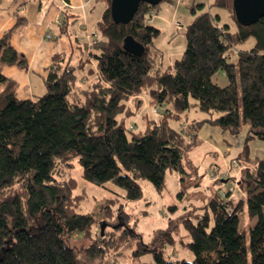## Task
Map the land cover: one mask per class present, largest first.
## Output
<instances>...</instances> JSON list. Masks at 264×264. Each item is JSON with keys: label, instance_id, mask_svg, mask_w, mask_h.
I'll return each instance as SVG.
<instances>
[{"label": "trees", "instance_id": "16d2710c", "mask_svg": "<svg viewBox=\"0 0 264 264\" xmlns=\"http://www.w3.org/2000/svg\"><path fill=\"white\" fill-rule=\"evenodd\" d=\"M104 1L99 34L83 46V54L89 47L87 58L74 65L66 51L55 52L44 78L47 91L33 98H18V82L2 72L4 64L26 67L27 62L11 45L10 33L0 36V264H86L89 258L121 264L122 248L134 237L139 238L134 255L152 253L155 264H264V157L252 158L250 148L251 141H264V16L245 26L237 22L232 0H213L207 8L198 2L182 31L183 55L161 67L155 49L160 29L146 21L156 5L141 2L132 20L122 23L112 18V0ZM210 7L229 9L235 30L219 24ZM127 36L144 45L142 55L124 48ZM249 38L254 45L232 61L231 48ZM90 59L94 66L88 65ZM87 65L91 79L85 87L77 73ZM220 71L225 85L214 79ZM143 95L161 115L144 113V128L137 129L126 120L138 114ZM131 98L137 99L136 109ZM191 98L207 116L174 127L171 121L181 120ZM206 123L234 136L248 127L229 167L239 169L237 184L245 196L234 203L231 190H214L210 212L197 222L180 217L190 237L191 260L165 258L162 248L145 244L133 228L115 234L110 223L102 233L104 222L80 211L77 180L57 176L58 166L77 161L86 180L101 186L112 182L127 201L139 199L141 179L160 189L167 170L178 171L183 180L198 171L189 154L201 144L198 132ZM227 177L215 181L233 176ZM110 202L114 199L106 201L104 212L112 219ZM119 209L124 212L123 205ZM243 209L257 218L249 231L240 229ZM173 227L172 219L164 231L168 243H175ZM75 236L89 241L82 256L69 244Z\"/></svg>", "mask_w": 264, "mask_h": 264}, {"label": "rangeland", "instance_id": "374dc122", "mask_svg": "<svg viewBox=\"0 0 264 264\" xmlns=\"http://www.w3.org/2000/svg\"><path fill=\"white\" fill-rule=\"evenodd\" d=\"M195 1H203L207 3V0ZM102 4V2H99L97 4V9L103 7ZM191 4L192 0H184L182 2L177 0H166L156 5L154 9H158L161 14H167V12H169L167 15L168 17L170 14L177 19L184 14L185 18L182 20L189 21L192 16L190 11ZM81 24H83L81 19H79L77 23L71 24L69 26L70 35H60L58 34V30L55 31V34L60 35L61 46H65V49L68 52L74 51L72 54L74 63H76L80 57L75 37L82 34V31L79 29ZM89 26L95 27L94 22H91ZM174 32L176 38L173 41V45H169V41L166 37V28L162 29L161 34L156 39V45L163 50L164 66L167 65L170 56L177 55V57H181L183 51L186 49V46L182 49L180 43H177L180 39L185 40L186 42L184 34L181 30H176ZM77 74L79 78L83 75L81 71H78ZM214 79L220 85H224L227 82V78L221 71L216 74ZM46 91L47 88H45V92ZM143 98L142 106L138 109V115H132L127 118L126 123L128 126L136 124L137 129H143L145 124L142 115L144 116V113L153 118H158L161 115L160 111H154V105L149 104L145 95H143ZM136 100V98H131V101H129V104L133 109H136ZM190 101L191 107L188 111L183 113L181 120L171 121V124L174 127H183L184 123H181L183 122V119L192 121L193 119H201L207 116V113L198 109L195 99L191 98ZM253 147H255V144H253ZM237 151L238 149H235L230 152V154L223 155L212 146L206 144L200 145L194 148L189 154V158L194 162L195 167L198 169L197 172L192 173L191 176L183 175L185 176V179L183 180L181 178L182 174L178 171L167 170L164 185L160 189L154 187L148 180L141 179L139 180V183L142 186L143 194L136 200L127 201L124 197L125 191L112 182L101 186L86 180L81 175L82 169L77 161H73L72 166L69 167L58 166L57 176L65 179L75 178L77 180L78 183L74 189V194L81 195L80 211L96 214L98 223L101 224L104 222L105 228L111 223L114 227L110 226L109 228L111 230L114 229L115 234L119 233V229L122 230V228L126 227L133 228L136 233L141 236L145 244H154L157 247L162 248L165 258L176 259L184 257L191 260L193 259V253L187 246L190 237L187 235L183 223L180 222V217L188 216L191 217L194 222H197V218L203 215L207 210L210 212L209 201L214 190H219L224 193L231 190L234 203H236L239 198L245 196L243 188L237 184V180L241 177L239 169L233 170L234 173L232 174L233 177H231V179L215 181L216 179L229 176V173L226 174V170H230L229 167L231 166V160L233 156L236 155ZM254 154L257 153L254 152ZM187 171H191L190 167ZM109 199H114V202H110L111 207L115 212L112 219L106 218L104 212V206ZM120 205L124 206L123 213H120ZM124 214L127 215V218H124ZM239 217L241 230L249 231V227L253 226L257 220L256 217H249L246 209L240 211ZM172 219L174 221L172 232L175 238V243H168L166 240L167 235L164 231L167 230L169 222ZM116 225H120L119 228H115ZM98 230L99 228L97 227L96 231ZM137 239L139 240L137 237L131 238L122 248V256L119 259L120 263L155 264L152 253L134 255L133 251L138 247ZM88 243L89 241L81 236H75L69 241V244L77 249L79 256L84 255L82 250L88 245ZM85 263L96 264L97 260L89 258L85 260Z\"/></svg>", "mask_w": 264, "mask_h": 264}, {"label": "crops", "instance_id": "0c3cea01", "mask_svg": "<svg viewBox=\"0 0 264 264\" xmlns=\"http://www.w3.org/2000/svg\"><path fill=\"white\" fill-rule=\"evenodd\" d=\"M212 1L213 0H207L205 7L207 8L208 3ZM99 2L103 3V7L97 9V4ZM196 3H198V1L192 0L191 6ZM105 5L104 0H0V36L10 33L11 45L19 53L24 55L27 62L26 67L17 64H4L2 67V72L6 76L18 82L16 91L18 98H33L37 96V94L41 95L45 93L46 84L44 78L48 74L55 52L66 51L68 55H71L70 59L74 65L78 64L81 56L87 58L89 47H85L86 53L83 54V46H88V44L98 36L99 31L97 23L102 16ZM153 10L155 13L151 23L160 29V34L162 29L166 28V37L169 41V45L174 44L173 41L176 38L174 31L181 30L182 32L193 18V16H191L189 21H183L182 19L185 18L184 14L177 19L170 14L168 17L167 15L169 12H167V14H161L158 9ZM210 11L213 15L219 16V24L228 23L230 29L235 30V21L229 9L210 7ZM79 19L83 22L79 28L82 34L76 36L75 39L77 41L80 57L77 62L74 63L72 57L74 51L68 52L65 46H61V39L59 36L70 35L69 26L77 23ZM91 22H94L95 27L89 26ZM177 22L180 24H176ZM56 30H58V34L60 35L55 34ZM177 43H180L182 49L186 46L185 40L180 39ZM254 43V38H249L244 43L231 48L229 52L231 60L236 61L237 53L240 50L250 49ZM155 49L159 53L158 58L161 56L159 58L160 66L163 67V50L156 45V42ZM179 58L180 57H177V55L170 56V60L167 61V65L164 67L169 66ZM88 62L89 66L95 65L92 59ZM88 65L85 68L78 69V71L83 73L80 80L85 87H87L91 79V75L87 73ZM141 99H144L143 96H141ZM182 121L187 123L188 119H183ZM247 131L248 127H245L239 135L234 136L228 131H223L218 126L206 123L201 127L198 136L201 138L200 145L206 144L212 146L224 155L225 152H232L235 149H238L236 153L241 150ZM260 141L261 140H254L250 142L252 158L264 157V142ZM253 144H255V147H253ZM256 147H258L259 150ZM254 152L257 154H254ZM226 171V174L229 173V176L234 173L233 171ZM235 173L238 174L237 172Z\"/></svg>", "mask_w": 264, "mask_h": 264}, {"label": "water", "instance_id": "95a60500", "mask_svg": "<svg viewBox=\"0 0 264 264\" xmlns=\"http://www.w3.org/2000/svg\"><path fill=\"white\" fill-rule=\"evenodd\" d=\"M163 0H112L111 13L116 22L127 23L132 20L141 2L150 5H158ZM235 17L242 25H251L264 16V0H232ZM124 48L134 54L142 55L145 51L144 45L136 41L133 36L124 39ZM105 225L101 226L104 233Z\"/></svg>", "mask_w": 264, "mask_h": 264}, {"label": "built area", "instance_id": "2783aa9c", "mask_svg": "<svg viewBox=\"0 0 264 264\" xmlns=\"http://www.w3.org/2000/svg\"><path fill=\"white\" fill-rule=\"evenodd\" d=\"M177 1H179V2H182V1H184V0H177ZM154 10H151L150 12H149V14H148V17H147V19H146V21L148 22V23H151L152 22V17H153V15H154ZM176 24H180L179 22H177ZM154 111H156V112H159L160 111V107L159 106H155L154 107Z\"/></svg>", "mask_w": 264, "mask_h": 264}]
</instances>
